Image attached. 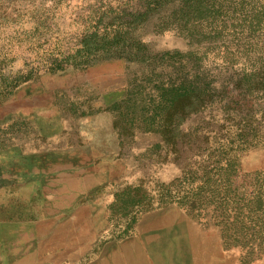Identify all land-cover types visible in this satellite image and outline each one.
Instances as JSON below:
<instances>
[{"label":"rangeland","instance_id":"1","mask_svg":"<svg viewBox=\"0 0 264 264\" xmlns=\"http://www.w3.org/2000/svg\"><path fill=\"white\" fill-rule=\"evenodd\" d=\"M142 1L0 0V264L22 249L30 264H81L126 237L153 264H264V248L227 249L213 223L156 203L161 183L223 154L220 144L238 149L243 171L264 170V91L252 104L237 90L264 70L260 33L229 22L194 39L158 29ZM116 31L128 32V53H77ZM139 44L150 57L131 56ZM200 64L215 80L199 99L207 108L187 113L179 101L149 119L158 83ZM160 119L177 128L157 131Z\"/></svg>","mask_w":264,"mask_h":264},{"label":"trees","instance_id":"2","mask_svg":"<svg viewBox=\"0 0 264 264\" xmlns=\"http://www.w3.org/2000/svg\"><path fill=\"white\" fill-rule=\"evenodd\" d=\"M142 7H145L141 11L143 15L152 13L157 16L156 27L161 30L173 24L200 40L229 29L224 24L231 22L236 28L244 29L242 36H245V31L260 33V41L264 44V0H143ZM219 22L223 26L217 31ZM121 34L116 31L111 38L100 40L92 47L86 43L77 53L84 49L93 52V48H103L109 57L118 56L120 49L128 53L133 49L129 34L125 31L123 38ZM130 54L136 58L150 57L140 44ZM56 67L60 66L56 64ZM197 67L193 65L177 78H170L167 84L158 83L160 101L156 102L149 119L156 120L157 115H163L179 101L186 102L187 113L207 108L209 103L204 104L203 101L214 95L215 80L210 79V74L201 68V64ZM237 90L242 96L240 99L254 104V94L264 91V70L244 74ZM197 100L199 104L194 102ZM170 103L172 105L169 106ZM160 122L157 131L163 134L177 128L163 119ZM220 148L225 150L223 154L209 155L197 163L198 167L187 169L182 176L169 183H161L157 207L177 203L204 223L219 227L227 249L238 246L251 254L258 253L264 248V170L245 172L238 162V149H226L220 144L216 152ZM137 188L143 190L142 187ZM152 208L153 205H147L143 211Z\"/></svg>","mask_w":264,"mask_h":264},{"label":"crops","instance_id":"3","mask_svg":"<svg viewBox=\"0 0 264 264\" xmlns=\"http://www.w3.org/2000/svg\"><path fill=\"white\" fill-rule=\"evenodd\" d=\"M146 244L149 243L146 242ZM143 245L144 243H142L137 237H126L125 239H122L118 242L110 241L99 251V253L92 260L81 264H153L150 261V255L147 253V251H144ZM22 250V258H18L17 260L9 262L8 264H30L29 262L23 261V258L28 259V257L26 256L31 253L29 252V250L28 252H25V249ZM34 264L52 263L42 262Z\"/></svg>","mask_w":264,"mask_h":264},{"label":"bare ground","instance_id":"4","mask_svg":"<svg viewBox=\"0 0 264 264\" xmlns=\"http://www.w3.org/2000/svg\"><path fill=\"white\" fill-rule=\"evenodd\" d=\"M163 220V219H162ZM160 223V222H159ZM108 257V256H107ZM109 261V260H108Z\"/></svg>","mask_w":264,"mask_h":264}]
</instances>
